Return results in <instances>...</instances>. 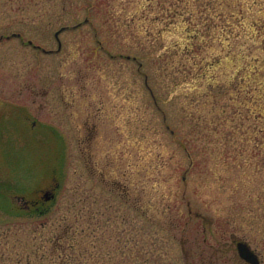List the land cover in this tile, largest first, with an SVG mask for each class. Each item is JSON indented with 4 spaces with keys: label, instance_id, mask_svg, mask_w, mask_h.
<instances>
[{
    "label": "rangeland",
    "instance_id": "rangeland-1",
    "mask_svg": "<svg viewBox=\"0 0 264 264\" xmlns=\"http://www.w3.org/2000/svg\"><path fill=\"white\" fill-rule=\"evenodd\" d=\"M238 240L264 264V0H0V264Z\"/></svg>",
    "mask_w": 264,
    "mask_h": 264
},
{
    "label": "water",
    "instance_id": "water-1",
    "mask_svg": "<svg viewBox=\"0 0 264 264\" xmlns=\"http://www.w3.org/2000/svg\"><path fill=\"white\" fill-rule=\"evenodd\" d=\"M60 31L55 33V38L58 41V49H60V47H61L60 41L58 39V34ZM236 248H237V252H238L239 257L242 260H244L250 264H258L259 263L258 257L256 256V254L250 249V247L246 243L238 242L236 245Z\"/></svg>",
    "mask_w": 264,
    "mask_h": 264
},
{
    "label": "flooded vegetation",
    "instance_id": "flooded-vegetation-1",
    "mask_svg": "<svg viewBox=\"0 0 264 264\" xmlns=\"http://www.w3.org/2000/svg\"><path fill=\"white\" fill-rule=\"evenodd\" d=\"M52 198H53V194H52V193H42V195H41L39 201H33L32 203H26V202H23V207H24L25 209H29V208H31V206L33 207V206H38V204H44V203H47V202H48L49 200H51ZM234 242H235V249H236V252H237V248H236L237 243H238V242H244V243H245V241H240V240H238V241H234ZM237 254H238V252H237ZM238 257H239V255H238ZM239 259H240L244 264H250V263H248V262L242 260L240 257H239ZM258 264H259V263H258Z\"/></svg>",
    "mask_w": 264,
    "mask_h": 264
}]
</instances>
